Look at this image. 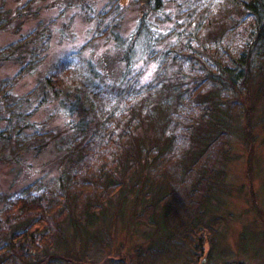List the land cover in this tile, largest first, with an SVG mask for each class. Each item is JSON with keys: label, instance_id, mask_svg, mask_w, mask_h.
<instances>
[{"label": "trees", "instance_id": "obj_1", "mask_svg": "<svg viewBox=\"0 0 264 264\" xmlns=\"http://www.w3.org/2000/svg\"><path fill=\"white\" fill-rule=\"evenodd\" d=\"M34 2L14 15L0 5V30L9 26L15 35L0 48V64L19 65L0 81V142L15 139L18 148L0 162L39 155L55 141L63 152L61 173L54 187L38 179L4 198L0 264L63 262L53 249L87 243V227L106 219L118 194L125 205L117 215L135 204L129 224L136 232L141 225L152 228L140 230L147 243L132 245L136 264H200L205 245L213 251L219 244L222 219L208 216L225 180L215 162L228 154L231 133L248 134L236 125L243 119L251 126L264 101V0H174L172 10L166 0H133L143 12L129 42L120 30L121 0L98 12L86 5L95 21L90 37L16 98L17 83L44 61L53 37V20L44 23L30 7ZM31 14L37 24L22 33V17ZM142 34L139 50L156 63L147 81L133 62ZM109 39L124 66L114 74L107 56H83ZM42 106L52 112L34 122ZM60 113L65 126L50 128Z\"/></svg>", "mask_w": 264, "mask_h": 264}, {"label": "rangeland", "instance_id": "obj_2", "mask_svg": "<svg viewBox=\"0 0 264 264\" xmlns=\"http://www.w3.org/2000/svg\"><path fill=\"white\" fill-rule=\"evenodd\" d=\"M27 1L29 0H0V5L3 3L4 7L14 15L16 10ZM110 1L112 0H35L34 3H31L30 7L39 10V17L43 19L44 23L53 20L49 27L53 37L44 61L34 72L26 74L17 83L14 89L16 98L32 91L37 83V78L44 74L57 59L68 52H74L90 37L95 21L87 18L84 7L91 5L94 12H98ZM121 1L124 5L120 10V30L126 42H129L137 29L143 8H139L132 2L133 0ZM172 1L174 0H166V10H172L175 7L172 6ZM64 6H66L65 10ZM61 11L64 13L60 15ZM150 19L153 18L150 17ZM153 22L154 20L150 21V23ZM22 23L21 31L25 33L36 26L37 19L34 14L25 15L22 17ZM17 24L18 21L13 22L14 26ZM160 27L164 29L162 25ZM14 36L12 27L1 28L0 48L12 41ZM141 36L142 38L137 43L138 50L133 52L134 70L141 69L144 81H147L156 74V63L139 50L143 34ZM113 43L110 39L107 42L99 40L96 46L91 45L87 50H84L83 56H92L94 59L107 56V70L113 74L117 73L124 66L122 60H118ZM18 69L19 65L14 61L1 63L0 81L13 76ZM263 105L264 101L262 100L257 104L258 108L251 126H248L243 119H241L242 124L234 123L236 127H241L237 128V130H241L240 132L248 129L249 136L247 133L244 135L243 133H231L228 154H219L218 160L215 162L216 167L224 172L225 180L220 186H217V195L212 206L209 207L208 216H218L222 219L219 244L213 251L209 250L208 244L205 245L200 264H237L238 262L264 264V120L263 117L260 118L264 112ZM51 112L52 106H42L31 119L34 122H41L47 116L49 117ZM65 122L64 115L56 114L49 121V127H64ZM3 124L0 121V126ZM15 141L13 139L8 145L0 142V156H4L6 159L13 157L12 155L18 149L15 150ZM62 153L53 141L39 155L35 156L29 152L23 155L21 161L14 157L15 162L6 159L5 162H0V217H5L1 209L4 198L17 192L22 186L38 179L47 182L51 187L56 185L57 178L61 173L59 160ZM130 194L132 202L131 191ZM123 199L124 197L118 194L113 205L106 207V219L99 220L96 225L87 227V243L79 240L74 248L72 245L68 246V249L60 246L53 249L56 254L65 257V262L55 261L45 264H67L66 262L77 264V261H79L78 264H104V262L105 264L106 262L108 264H123V262L136 264L135 248L132 249V245L141 241L146 242L143 233L139 234L140 230L149 231L152 228L141 225L137 227L136 232V225L129 224L131 222L129 211H131V207L132 211L137 209L135 204L126 209L125 215H117L125 205ZM144 246L143 249H145ZM67 259L72 261H67ZM83 259L89 262H84ZM8 264L14 263L10 261ZM31 264L34 263L31 262Z\"/></svg>", "mask_w": 264, "mask_h": 264}]
</instances>
